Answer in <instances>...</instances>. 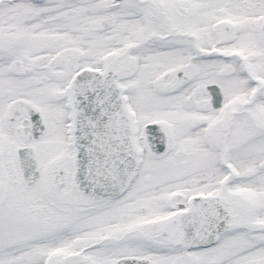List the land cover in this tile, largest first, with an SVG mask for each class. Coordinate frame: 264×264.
Returning <instances> with one entry per match:
<instances>
[{
  "label": "snow or ice",
  "instance_id": "snow-or-ice-1",
  "mask_svg": "<svg viewBox=\"0 0 264 264\" xmlns=\"http://www.w3.org/2000/svg\"><path fill=\"white\" fill-rule=\"evenodd\" d=\"M0 264H264V0H0Z\"/></svg>",
  "mask_w": 264,
  "mask_h": 264
}]
</instances>
